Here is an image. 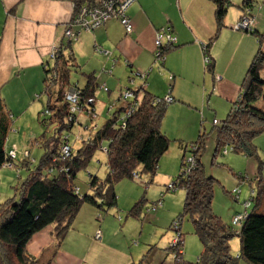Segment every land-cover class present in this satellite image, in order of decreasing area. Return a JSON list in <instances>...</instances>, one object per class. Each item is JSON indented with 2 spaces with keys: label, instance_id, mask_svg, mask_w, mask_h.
<instances>
[{
  "label": "trees",
  "instance_id": "1",
  "mask_svg": "<svg viewBox=\"0 0 264 264\" xmlns=\"http://www.w3.org/2000/svg\"><path fill=\"white\" fill-rule=\"evenodd\" d=\"M68 1L74 5L73 13L83 5L89 7L96 3V0ZM209 1L215 8V32L206 44L200 45V48L203 58L207 57L210 61L209 65L203 62L204 69L212 73L214 60L210 55V48L224 27V19L231 2L229 0ZM162 29L164 32L170 30L171 27L166 25ZM245 33H251L258 39V48L242 79L238 97L232 102V107L221 124L217 122L214 126L215 152L223 149L226 151L225 154L222 151L223 155H227L228 149L225 146H230L233 153L257 159L261 166L262 162L253 141L264 133V77L261 75L264 68V51L260 47L264 34H260L255 28H252V32ZM169 50L167 45H162L157 50L161 58H157V53L152 54L154 62L158 63L160 74L163 73L164 56ZM104 57L110 59V55ZM58 61L59 59L54 58L44 63V83L50 80V77L46 76V73H50L48 68ZM109 64L111 67L106 65L101 69V72L110 70L106 77L113 76L112 67L116 66L114 59L109 60ZM136 72L130 71L128 77H131V80L139 79L141 86L134 91H120L118 101L122 103L124 94L130 92L133 97L124 100L136 105L137 94L141 92L142 99L139 108L126 112L123 106L118 107L100 128L96 125L92 126L95 132L92 135L89 132L86 140H81L84 138L82 133L76 136L75 141L80 143L77 149H73L69 135L64 134V130L70 131L76 124L81 125L80 116L92 122V119L97 117L94 105L97 91L107 93L110 91L102 82L103 77H95L93 73L84 74L85 82L82 88L70 85L69 77H62L63 74L58 80L57 77H52V86L56 91L50 96L48 89L43 90L48 98L43 114L44 116L52 114L50 121L52 119L57 121L55 119L61 116L62 118L60 122L57 121L58 127L53 130L52 136L47 139L43 138L41 146L44 154L34 169H30L29 161H25L28 155L27 158L24 157L25 160L22 161L21 166L27 169L28 174L16 189L17 194L0 203V264H41L27 253L26 247L32 237L53 227L54 235L57 237V247L60 248L72 228L76 227L77 221L84 216L85 210H92L97 214L95 220H85L84 223V227L93 233L91 238L94 239L95 235L102 231L100 227L104 221L102 215H111L113 219L117 216L118 223L123 222L121 215L115 214L114 216L113 214L118 200L117 186L120 182L126 180L139 182L143 175L149 176V184L153 181L159 168V162L170 146V139L161 132L160 127L167 107L170 105L165 100L168 97L172 98L170 90L174 75L171 73L166 75L168 88L165 95L159 97L146 90L148 77H142L143 74L148 75L151 69H147L146 73L140 75ZM102 76H105L104 73ZM61 88H64V92ZM50 98L52 101H49ZM173 102L178 101L172 98L171 104ZM11 111L0 94V170L4 167L17 166V169L19 168L15 165L17 147H8L9 132L14 122ZM43 123L45 124V121ZM204 137V133L200 132L194 142L196 149L192 153L197 154V157L196 164L190 173L186 174L184 168L188 166L183 164L184 159H182L180 164L182 170L172 182L174 187L169 188V191H175L177 188L184 190L182 214L188 215L193 233L201 245V252L196 262H184V264H240V262L264 264V184L261 182V177L256 176L253 180L245 175H238L241 184L248 182L250 193L241 204L243 209L238 212L234 211L229 224H225L212 210L213 183L216 180L211 176L207 177L200 156H198ZM179 147L185 153L186 146L180 144ZM12 151L15 152L14 159L10 157ZM97 151H102L106 156V171H104L103 178H99V175H89L87 187L82 190L76 184L77 174L88 167ZM60 159H65V161H60ZM253 181H258L259 185L256 194L254 190L251 195ZM240 193L241 190L237 188L232 192L238 204ZM249 200H251L249 206L245 208L244 203ZM145 201L142 198L136 202L127 212V218L141 217ZM157 202L161 205V199ZM252 202L255 204L250 210ZM157 207L146 208L144 214L154 213ZM110 209H112L111 212ZM241 213H244L241 224L234 226L233 218ZM178 225H176L177 231H179ZM95 230L98 231L96 234ZM89 235L81 237H90ZM234 237L239 239V250L236 256H233L230 248V241ZM179 244L182 254V241ZM176 250L178 251V248H174L170 241L165 251L176 254ZM148 253L143 255L137 264H152L151 260H148Z\"/></svg>",
  "mask_w": 264,
  "mask_h": 264
},
{
  "label": "rangeland",
  "instance_id": "2",
  "mask_svg": "<svg viewBox=\"0 0 264 264\" xmlns=\"http://www.w3.org/2000/svg\"><path fill=\"white\" fill-rule=\"evenodd\" d=\"M229 1L231 2V6L228 9L229 14L227 13V19L231 16L232 21L237 23L239 22L240 16L247 13L248 18H252L253 24L256 20L257 27L259 28L258 32L264 34V0H248V2L247 0ZM130 4L131 2L127 4V7L129 6L128 8L126 7L127 9L130 8ZM83 6L79 7L66 23L62 42H59L50 49L48 58L50 60L54 58L59 59L56 64L48 68L50 73H46V76L50 77V80H46L44 83L41 79V81L39 80L38 83L33 86L38 77H17L5 89V100L11 107V112L14 117V122L9 132L8 147H17L18 153L15 165H18L19 168L17 169V166L13 168L4 167L0 170V203L17 194L16 189L19 188L28 174L27 169L21 166L22 161L25 160L24 157L26 156L27 158L28 155V159L25 161H29V168L34 169L44 154V150L41 146L43 138L47 139L52 136L53 130L58 127L57 121L60 122L62 118L61 116L59 119H55L57 121H53V119L50 121L49 119H51L52 114L49 116H44L43 114L48 103L47 95L43 90L48 89V91H50V96L56 91L52 86V77H57L58 80L63 74L62 77H69L68 82L70 85H76L82 88L85 82L84 74L90 73L93 69L98 73L102 71L101 69L105 63L103 58L94 59L91 57L93 52L95 54L98 53L96 52V48L101 49L100 46L93 44V47L90 48L91 45L88 46L85 44L82 51H80L78 48H74V44L80 40L82 34H92L95 30L103 28L108 21L120 20L119 18H106L107 21L94 26H91V23H81L78 21L79 18H76L78 14L81 13ZM96 8H103L102 3L97 0L93 6L87 8L88 10L90 9L88 15H91ZM4 13L0 9V20L4 19ZM4 22V20L0 21V38L2 29L4 28ZM130 23H132L131 19ZM68 30L70 32L69 35ZM163 30L164 29H160L156 32L155 37L163 33L165 35L163 37V42L171 49L176 42H167L166 37L170 36V34L171 36H175L172 32L173 30L171 28L169 33L166 32V30L163 32ZM239 31L243 33L248 32V30ZM132 32H125V34L129 36ZM67 37L70 40L69 43L65 41ZM254 39L256 45L255 49L252 51L250 59H248V63L241 74L242 77H240L238 83L234 84L232 87L235 90L240 88L249 63L258 48V39L256 37ZM154 41L153 45L155 44ZM79 47L82 48V46ZM217 47V50H215L217 57L213 56L216 61L215 73L217 74H215V77H211L209 71L204 69L203 54L201 53L202 68L197 75L201 78H197L193 83L181 81L176 84L177 87H173L174 89H179L183 95L180 97L182 100L179 99L180 102L168 106L169 110H167L162 121L160 130L170 139V146L159 162V165L165 168V172L172 175L173 178L167 181L166 178L158 176L159 167L156 176L150 184L148 183L150 179L148 175H143L139 182L133 180L120 182L117 186L116 193L118 200L116 207L113 209V214L114 216H116L115 214L121 215L123 217V222L118 223L117 216L113 219L110 217L111 215H109L106 218L105 224L103 226L100 225L101 230H103V232L101 231V240L100 233L96 230L94 232L95 234L98 232L94 237L95 241L100 240L97 241L99 242L98 244H110L115 249L123 250L128 256H130V253L134 254L136 256V264L140 262L143 255L148 253V250H150L148 253V260H151L153 264H160L163 261V264L195 263L201 252L200 242L193 233L188 215L182 214L185 199L184 190L182 188H177L175 191H169V188L166 189L168 184L172 183L174 178H176L182 170L179 167L182 153L179 147L180 144L186 146L183 164L186 163L189 167V159H192V162L196 164L195 159L197 154L192 153L193 151L195 152L196 149L194 142L197 140L200 132L204 133V142L198 156H200L207 177L211 176L216 180V182L213 183L212 210L225 224H229L234 211L238 212L243 209L241 204L250 193L248 182L245 181L241 184L238 175L242 174L253 180L256 176H260L261 182L264 184V133L257 136L253 141L258 157L262 162L261 166L257 159H250L246 158L243 154L233 153L230 146H225V148L228 149L227 155H223V149L217 153L215 152L216 136L213 122L216 120L221 124L231 109L232 102L238 97L236 93L235 97L227 101L219 95V91L222 88V82H229L232 84L230 80L238 78L230 77L231 74L236 71L234 67L237 66L236 61L230 66V55L239 45L237 40L224 37ZM260 47L261 50L264 51V39ZM157 50L158 48L154 46L153 53H157ZM3 52H7V59H11L10 48L3 49ZM170 53L172 52L166 54V59ZM186 57L188 56L175 53L172 56V60L175 64H181L182 58ZM157 58H161V55L159 57L157 56ZM152 62L153 59L148 61V68ZM118 64V66L112 67V77H106L107 75L104 71L100 72L98 75V77H100V75L104 73L105 76L102 78V82L105 83L110 92L97 91L95 95L96 103L94 104L97 117L95 116L92 122H90L80 116L79 120L81 125L76 124L70 131L64 130V134L69 135L73 149H77L80 146V143L75 141L76 136L82 133L84 134L82 135L84 138L81 140H86V135H88L89 132L91 135L95 132V130H92V126L96 125L97 128H100L118 107L123 106L126 112L139 108L142 99L141 92L137 94L136 97L137 103L135 104L137 106L132 104V102L128 103L124 100V97L122 98V103L118 101L120 91H134L141 84L139 79L131 80V77H128L130 71L135 72L134 69L126 67L124 61H119ZM108 65L110 66V64ZM147 67L146 69H148ZM62 71L64 72L62 73ZM218 72H220V74H218ZM155 74L157 77H154V79L153 77H148L147 82L149 84L153 83L155 88L158 87L159 90H164V92H166L168 88L166 78L161 76L157 69H155ZM220 78L222 80L221 83L218 82ZM33 88L35 89L32 91ZM61 89H63L62 92H64V88ZM155 90L157 91V89ZM52 98H50L49 101H52ZM169 100L167 99V101ZM110 106H112L113 109L110 108ZM44 121L45 124L43 123ZM86 126L88 127L87 129L85 128ZM60 161H65V159H60ZM259 167L261 168L260 171ZM184 169L186 170V167ZM104 171H106V156L102 151H97L88 167L77 174L76 184L82 188V190H85L89 175H99V178H103ZM252 184L251 193L255 190L256 194L259 183L258 181H253ZM172 187H174V185H172ZM236 188L241 190L239 204L235 202L232 194ZM142 198L146 201L142 207L141 217L138 219L127 218V212ZM160 199L161 205H157V201ZM254 204L255 203L252 202L250 210L253 209ZM152 206H158L154 213L144 214L145 209ZM111 210L112 209H110V212ZM101 217L105 218L106 216L102 215ZM84 223L85 221L81 222L78 226H81L82 229ZM177 224H179V231H177ZM74 231L75 226L69 233H73ZM88 234L92 233L90 232ZM181 234L182 236H180ZM53 240L54 247L50 249V252H56L58 250L57 237H55L54 234ZM94 240L87 238L78 241L72 237L67 239L64 249L69 253L72 260L68 261L65 258L66 254H62L56 264H76L80 259L86 260L87 254H90L91 245ZM170 241L174 248H178L176 254H173L174 252L169 253L165 251ZM180 241H182V254L179 250ZM230 248L233 256H236L239 250L238 237H234L230 241ZM240 264H243V262H240Z\"/></svg>",
  "mask_w": 264,
  "mask_h": 264
},
{
  "label": "crops",
  "instance_id": "3",
  "mask_svg": "<svg viewBox=\"0 0 264 264\" xmlns=\"http://www.w3.org/2000/svg\"><path fill=\"white\" fill-rule=\"evenodd\" d=\"M0 9L3 13L6 12L4 13V19L0 20L5 21L0 38V94L5 100V89L17 77H38L33 86L39 80H43L44 63L49 61L48 54L50 49L62 42L65 25L73 15V5L68 0H1ZM227 13L229 14V12ZM228 14L224 19V27L210 48V55L214 60V71L212 73L209 72L211 77H215V74H217L215 73L216 61L213 56L217 57L215 50H217L219 42L224 37L237 40L239 47L230 55V66L234 64V61L237 62V66H233L236 71L230 77L238 78L230 80L232 84L222 82L221 78L218 81L223 83L221 84L222 88L219 91V95L227 101L235 97L236 93L239 94L240 88L235 90L232 87L242 77L241 74L256 46L255 36L234 29L236 23L232 21L231 16L227 19ZM127 15L132 21L133 32L131 35L127 36L125 34L120 23L110 21L103 28L95 30L92 34H82L80 40L74 44V48L76 47L82 51L85 44L91 45L90 48L93 47V44H97L109 52V60L114 59L115 65L118 66L119 61H124L125 66L131 67L140 75L147 72L148 61L153 59V41L156 32L169 25L175 35L176 43L169 50L172 53L168 55V58L166 59L168 52L164 56L163 73L160 74L158 63L153 60L150 67H147L151 69L152 74L150 72L145 77H153V79L157 77L155 69L163 77H166L168 73L173 74L174 80L171 82L172 88L170 90L171 97L175 101L180 102L182 100L180 97L183 94L179 89H174L173 87L181 81L193 83L197 78H201L197 76L202 68V50L200 45L206 44L215 32V8L213 3L209 0H135L134 4L128 9ZM253 27H255V30H259L256 20ZM79 46H82V48ZM5 48H10L11 59H7V52H3ZM175 53H181L182 56L187 55L188 57L182 58L181 64H175L172 60V56ZM91 57L94 59L103 58L105 62L103 67L109 64V60L105 59L106 57L94 52ZM100 72L98 73L93 69L88 74L93 73L95 77H98ZM261 72L263 76V70ZM100 77L104 76L100 75ZM146 90L154 96L162 97L165 95L164 90H159L158 87L155 88L153 83L149 84L147 81ZM5 102L7 104L6 100ZM7 106L11 109L9 104ZM167 110H169L168 107ZM181 152L180 164L185 157L186 151L184 153L181 150ZM159 167L158 176L170 181L173 176L165 172V168L162 165H159ZM84 212V216L81 217L80 221H77L75 231L69 233L66 240L71 237L78 241L87 238L92 240V232L89 235L90 237H81L90 232L86 227L81 229V226L78 225L85 220H93L97 214L92 210H85ZM107 217H103L102 226L105 224ZM52 231H54V228L49 227L33 236L26 247L27 252L35 259L40 260L41 264H56L62 254H66L65 258L68 261L72 260L69 253L64 249L65 243L60 248L57 247L58 250L56 252H50V249L54 247V232L52 233ZM102 232H99L100 240L102 239ZM100 240H94L86 260L80 259L76 264L135 263L136 256L134 254L130 253V256H128L123 250L115 249L110 244H98L99 242L97 241ZM151 263L153 264L152 261Z\"/></svg>",
  "mask_w": 264,
  "mask_h": 264
},
{
  "label": "built area",
  "instance_id": "4",
  "mask_svg": "<svg viewBox=\"0 0 264 264\" xmlns=\"http://www.w3.org/2000/svg\"><path fill=\"white\" fill-rule=\"evenodd\" d=\"M99 2L102 3L103 8H96L93 13L91 15H88L89 10L87 8H89L88 6H83L82 7V11L81 13L78 14L77 18H79L78 21H80L81 23H91V26L93 25H98V24H102L103 22L107 21L106 18H119V22L122 25V27L124 28L126 33H131L132 32V24L130 23V19L128 18V16L126 15V11H127V4L129 2H131L130 6L132 5V3L134 2V0H97ZM101 5V4H100ZM87 7V8H86ZM127 7V8H126ZM84 8V9H83ZM248 12V11H247ZM250 13V12H248ZM76 21V20H75ZM253 20L252 18H248V14H244L241 15L239 18V22H237L234 25V29L236 30H248V32H252V28H253ZM252 26V27H251ZM94 29V28H93ZM90 30V29H89ZM169 33V29L166 31ZM69 30H68V35H69ZM165 35L162 33V35L156 36L155 37V41H154V46H156L157 48H159L160 46L164 45L165 43L163 42V37ZM167 42H176V38L174 36H168L166 37ZM67 42H70L69 38L67 37L66 39ZM166 45V44H165ZM98 52V54L104 55V56H108V53L106 51H104L103 49H99L96 48ZM157 56L159 57V53H157ZM203 62L206 65H209L210 61L207 57L203 58ZM104 71V70H103ZM105 72V71H104ZM106 74L110 73L109 71L105 72ZM146 75L143 74L142 77H145ZM132 93H126L124 94V99L126 98H132ZM167 99L169 101H167ZM165 102H167V104H171L172 103V98H166ZM75 110V109H72ZM217 123V121H214L213 124L215 125ZM223 153L225 154L226 151L224 150ZM10 157L12 159L15 158V152L12 151L10 152ZM189 163L190 166L187 168L186 167V174H189L191 171V168L193 167V165L195 164L194 162H192V159H189ZM186 164V163H185ZM188 172V173H187ZM172 185H174L173 183L168 184V188H172ZM253 194V192L251 193V195ZM249 201H246L244 203V207L247 208L249 206ZM159 205V203H158ZM244 217V213L238 214L237 216H235L232 220L233 225H237L239 226L241 224V221L243 220Z\"/></svg>",
  "mask_w": 264,
  "mask_h": 264
}]
</instances>
